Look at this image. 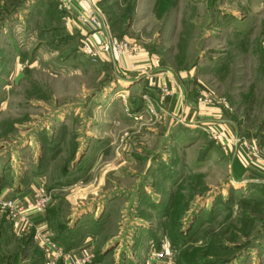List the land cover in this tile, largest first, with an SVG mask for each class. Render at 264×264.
I'll use <instances>...</instances> for the list:
<instances>
[{"label": "rangeland", "instance_id": "1", "mask_svg": "<svg viewBox=\"0 0 264 264\" xmlns=\"http://www.w3.org/2000/svg\"><path fill=\"white\" fill-rule=\"evenodd\" d=\"M66 4L0 0V189L31 199L0 203V264H62L76 229L81 264H264V0H97L117 70ZM142 50L174 79L127 76Z\"/></svg>", "mask_w": 264, "mask_h": 264}, {"label": "crops", "instance_id": "2", "mask_svg": "<svg viewBox=\"0 0 264 264\" xmlns=\"http://www.w3.org/2000/svg\"><path fill=\"white\" fill-rule=\"evenodd\" d=\"M67 1V4L65 7L68 8V15H69V23L67 24V27L72 30L74 29V31L77 33V35H79L80 37H82V40L85 38H89L90 40L92 39H101V40H105L106 39V45L109 47L108 51H105L106 48L103 50L102 54H103V62L105 64H107L108 66H111L112 68H115L116 70L121 67V68H129V61L127 57L123 58L122 56H116V54L114 53V51L111 52V44L108 42L109 41V32H107L105 30L104 32H100V33H96V31H94L89 25H83L81 23V21L79 19L73 18L71 19V15L76 16V14L79 13V11L82 8H86L89 5V0H65ZM64 2V1H62ZM65 3V2H64ZM70 4V6H69ZM71 8V10H70ZM73 17V16H72ZM102 36V37H101ZM103 38V39H102ZM116 59H118L119 63L117 64ZM137 63V67L139 69L137 70H127L124 73L128 74L127 76L130 75L131 78L133 77H144V80L147 84V87H149L151 90H156L160 84L163 83H167L169 81H172L174 78L173 76V72L171 70H169L167 68L166 65L161 64V61L159 58L155 57L153 55V53L146 51V50H142L138 53H135L134 58L132 59ZM167 102H170L171 107L176 110L179 109V107L183 106L184 104V98H183V93L181 92L180 94H175L173 93L172 97H167L166 99ZM37 186H39L40 182H37V180L35 179L33 181ZM29 187V186H28ZM30 195H29V191L27 189V191H23L20 192L15 189V186L12 185H7L6 187H2V189H0V203H12V204H16L17 202L21 201L22 203H27L28 201H30ZM1 208V205H0ZM48 219H50V217H48ZM38 224H41L43 226L44 230H48L50 232L51 228L49 227L48 222L47 223V218H41L38 219L36 221ZM52 231V230H51ZM48 232V233H49ZM47 234V233H46ZM39 235V234H38ZM55 236V234H54ZM55 240H57V238H54ZM94 239V240H93ZM60 242V241H59ZM94 242V243H93ZM95 236L93 235H89L87 236L82 242L81 244H79L78 246H73L71 248L66 247L65 244L60 242V247L62 248L63 251H65V253L68 252V254H70L73 257L76 258H81L84 257L86 255H91V253H93L94 250V244H95ZM58 258V256H57ZM55 259V257H54ZM53 261V259H52ZM61 261H63L65 264H67L64 260V257L62 256ZM63 262H61L62 264H64ZM53 263V262H51ZM48 263V264H51ZM153 264H160L159 262H155Z\"/></svg>", "mask_w": 264, "mask_h": 264}, {"label": "built area", "instance_id": "3", "mask_svg": "<svg viewBox=\"0 0 264 264\" xmlns=\"http://www.w3.org/2000/svg\"><path fill=\"white\" fill-rule=\"evenodd\" d=\"M98 6H100V5H97V0H89L88 9L85 10L80 16H81V20L84 23L90 24L91 26L94 27V29H96L97 31L102 32L103 28L105 29L108 26L107 27H105V26L102 27L101 18H103V17L105 18V15H104V13L101 11V9ZM108 29H109V27H108ZM119 45L120 44H118V45L116 44L114 46L116 48L120 47V49H121V47H124V46H119ZM83 50H85L89 54H92L93 57L98 55L97 52L93 51L88 44H86V47ZM47 200H48L47 197H43L41 199H37L39 210H42V208L45 207V205L47 203ZM8 204H10V203H8ZM12 210L13 211H11V219H12V221L14 223V226L15 227H19L20 226V222H24L25 219H26V217H25L26 215L25 214L22 215V213H23V211L25 209L21 208L20 209L21 213H17L16 211H14V208ZM57 256H63L64 258L66 257L68 262H70V260H71V262H74V264H81V262L85 263V262L90 260V255H86V256L81 257V258H76V257L71 256L70 254H65L62 250L58 251ZM163 257L167 258L169 263L172 264L173 258L171 256H168L167 254H166V256H164V253H156L152 257V260L155 259V258L159 259V258H163Z\"/></svg>", "mask_w": 264, "mask_h": 264}, {"label": "trees", "instance_id": "4", "mask_svg": "<svg viewBox=\"0 0 264 264\" xmlns=\"http://www.w3.org/2000/svg\"><path fill=\"white\" fill-rule=\"evenodd\" d=\"M95 232H91V230L87 231H79L78 229L71 231L68 235H63L60 238V242L65 244L66 247L71 248L73 246H78L81 242L89 235H96Z\"/></svg>", "mask_w": 264, "mask_h": 264}]
</instances>
